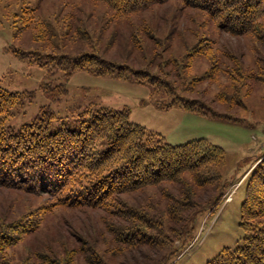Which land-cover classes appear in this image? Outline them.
<instances>
[{"label": "rangeland", "instance_id": "1", "mask_svg": "<svg viewBox=\"0 0 264 264\" xmlns=\"http://www.w3.org/2000/svg\"><path fill=\"white\" fill-rule=\"evenodd\" d=\"M223 25L184 0L126 16L96 0H0V87L32 93L7 122L14 130L34 122L43 110L55 112L49 121V131L55 132L61 126L75 129L86 110L128 108L131 122L169 143L206 138L224 148L225 160L212 167L220 169L224 194L200 212L189 238L172 234L165 240L166 251L177 249L167 264H208L226 247L242 244L247 234L240 225L247 175L264 156V19L248 35H232ZM201 44H210L211 51L207 45L194 51ZM86 52L145 71L155 87L75 70L63 58ZM165 87L176 90L167 94ZM179 96L197 98L230 116L161 107ZM190 185L194 180L187 173L180 182L123 197L163 220L171 195L180 197ZM208 187H196L194 201L204 204L213 193ZM76 188L72 181L63 193L75 196ZM57 196L0 186V234L21 221L32 229L0 256L6 264H151L159 257L148 244L136 248L119 242V225L128 223L117 215L116 202L102 209L73 207L58 204ZM171 224L164 225L166 230Z\"/></svg>", "mask_w": 264, "mask_h": 264}, {"label": "trees", "instance_id": "2", "mask_svg": "<svg viewBox=\"0 0 264 264\" xmlns=\"http://www.w3.org/2000/svg\"><path fill=\"white\" fill-rule=\"evenodd\" d=\"M96 1L126 16L169 0ZM184 1L186 5L199 8L213 19H218L222 25L224 22V29L232 35L251 34L257 31L259 23L264 19V0ZM203 44L195 46L194 51L206 45L211 51L210 44ZM205 51L200 50L202 53ZM63 58L69 60L75 70L83 69L98 75L115 74L154 85L145 71L134 69L128 64H119L96 53L86 52ZM164 89L163 92L167 94L176 90L175 87ZM31 97L32 93L29 92H11L0 87V186L24 188L31 192L41 190L56 197L59 195L58 201L62 202L58 204L73 207L102 209L116 202L119 207L117 215L128 223L119 225V242L136 248L148 244L158 249L159 257L151 264H167L177 249L173 245L175 252L166 251L165 240L170 241L172 234L176 235L177 240L189 238L200 212L224 194L220 169H212L217 165L219 168L225 160L222 146L206 138L182 144L169 143L160 133L131 122L128 108L86 110L81 114L80 124L75 129L61 126L55 132L49 131V121L55 118V112L43 110L34 122L14 130L7 124L8 120ZM172 105L210 116H230L212 110L197 98L179 96L169 103H163L161 107ZM187 173L193 177L192 186L195 187L193 189L190 185V191L182 190L180 197L171 195L173 200L165 220H162L160 213L146 211L123 197L164 182H180ZM247 178L240 223L247 234L242 244L235 249L226 247L208 264H264V156L248 172ZM72 181L76 182L78 188L75 196L70 197L63 192ZM206 186L213 190L211 197L204 204L194 201L195 188ZM191 208H195L193 213L186 214ZM189 220L191 225L186 227ZM168 221L172 223L170 230L164 227ZM25 223L21 221L9 225V233L0 234V256H5V250L15 244L19 236L32 230ZM178 224H181L180 228ZM163 250L166 252H159ZM1 259L0 264L8 263L7 259Z\"/></svg>", "mask_w": 264, "mask_h": 264}]
</instances>
